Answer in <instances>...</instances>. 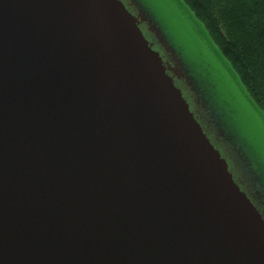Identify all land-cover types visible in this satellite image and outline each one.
I'll return each mask as SVG.
<instances>
[{
	"label": "water",
	"instance_id": "water-1",
	"mask_svg": "<svg viewBox=\"0 0 264 264\" xmlns=\"http://www.w3.org/2000/svg\"><path fill=\"white\" fill-rule=\"evenodd\" d=\"M139 0H0V264H264V168Z\"/></svg>",
	"mask_w": 264,
	"mask_h": 264
},
{
	"label": "rangeland",
	"instance_id": "rangeland-1",
	"mask_svg": "<svg viewBox=\"0 0 264 264\" xmlns=\"http://www.w3.org/2000/svg\"><path fill=\"white\" fill-rule=\"evenodd\" d=\"M180 53L194 75L206 80L217 97L219 111L237 138L264 168V112L255 103L238 73L210 38L204 24L185 0H139Z\"/></svg>",
	"mask_w": 264,
	"mask_h": 264
},
{
	"label": "trees",
	"instance_id": "trees-1",
	"mask_svg": "<svg viewBox=\"0 0 264 264\" xmlns=\"http://www.w3.org/2000/svg\"><path fill=\"white\" fill-rule=\"evenodd\" d=\"M264 112V0H185Z\"/></svg>",
	"mask_w": 264,
	"mask_h": 264
}]
</instances>
